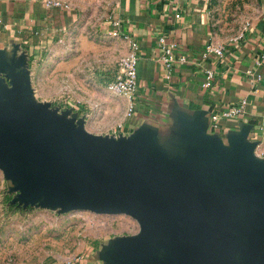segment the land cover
<instances>
[{
    "label": "water",
    "instance_id": "1",
    "mask_svg": "<svg viewBox=\"0 0 264 264\" xmlns=\"http://www.w3.org/2000/svg\"><path fill=\"white\" fill-rule=\"evenodd\" d=\"M204 113L179 119L171 147L142 125L95 134L34 97L29 59L0 50V169L15 201L128 214L137 233L104 245V264H264V157L250 126L227 139Z\"/></svg>",
    "mask_w": 264,
    "mask_h": 264
},
{
    "label": "crops",
    "instance_id": "2",
    "mask_svg": "<svg viewBox=\"0 0 264 264\" xmlns=\"http://www.w3.org/2000/svg\"><path fill=\"white\" fill-rule=\"evenodd\" d=\"M69 14L46 7L44 0H0V50L29 59L63 33ZM113 18L121 24L112 21L110 30L127 32L139 43L136 109L126 114L119 132L130 135L149 125L159 131L161 143L171 147L179 119L204 113L208 133L224 140L250 126L249 139L258 141L256 152L264 157L258 153L264 144V3L259 17L233 39L216 33L212 0H120ZM161 36L178 46L170 70L162 61ZM121 39L126 54L129 45ZM209 43L223 44L224 55L204 56ZM180 55L186 56L185 62ZM207 69L215 71V79L205 88ZM243 100L242 113L223 116Z\"/></svg>",
    "mask_w": 264,
    "mask_h": 264
},
{
    "label": "rangeland",
    "instance_id": "3",
    "mask_svg": "<svg viewBox=\"0 0 264 264\" xmlns=\"http://www.w3.org/2000/svg\"><path fill=\"white\" fill-rule=\"evenodd\" d=\"M69 24L54 41L29 58L38 101L59 112L72 110L95 134L123 129L128 103L108 85L124 55L123 41L109 29L120 0H63ZM264 0H212L216 33L238 37L257 19ZM264 156V144L258 148ZM0 169V264H104V245L137 233L139 222L124 213L61 212L15 201L18 191Z\"/></svg>",
    "mask_w": 264,
    "mask_h": 264
},
{
    "label": "built area",
    "instance_id": "4",
    "mask_svg": "<svg viewBox=\"0 0 264 264\" xmlns=\"http://www.w3.org/2000/svg\"><path fill=\"white\" fill-rule=\"evenodd\" d=\"M44 5L50 8H61L65 11L70 9V4L65 3L63 0H44ZM177 17L180 14L176 15ZM0 21H2L0 19ZM121 24L118 18H113V25L119 27ZM115 35L122 37L129 45V49L126 54L122 55L118 59V70L114 79L109 83L108 88L113 93L119 94L128 100L127 115H132L135 112L136 104V94L138 91V50L139 43L137 40L133 39L129 33H121V30H113ZM160 46L163 51L162 61L166 68L170 70L173 64L177 61V44L175 42H170L165 36H161L159 39ZM225 51V46L223 44L209 43L206 45L203 55H218L223 56ZM180 61L185 62L186 56L180 55ZM215 79V71L213 69H207L205 72V81L203 87H210ZM246 100H243L238 107L228 109L223 112L225 117H233L242 113Z\"/></svg>",
    "mask_w": 264,
    "mask_h": 264
}]
</instances>
